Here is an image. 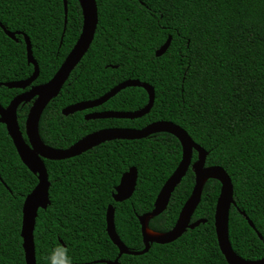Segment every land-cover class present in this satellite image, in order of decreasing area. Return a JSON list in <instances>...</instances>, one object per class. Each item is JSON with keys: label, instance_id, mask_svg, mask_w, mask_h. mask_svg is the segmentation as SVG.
I'll return each mask as SVG.
<instances>
[{"label": "trees", "instance_id": "1", "mask_svg": "<svg viewBox=\"0 0 264 264\" xmlns=\"http://www.w3.org/2000/svg\"><path fill=\"white\" fill-rule=\"evenodd\" d=\"M0 0V85L28 79L23 36L29 40L40 85L55 74L76 42L82 25L77 0ZM93 40L61 90L42 112L38 135L51 149H67L94 131L139 130L165 121L183 129L206 153L205 166H218L233 187L228 217L232 251L246 261L264 258V0H95ZM170 37L166 52H155ZM127 80L153 88L150 112L136 120H84L90 111L67 117L62 109L102 97ZM22 93L0 86V106ZM140 88H127L92 111L135 112L147 104ZM31 103L17 109L24 122ZM193 152V163L196 160ZM181 160L173 136L159 133L137 141H112L64 161H46L49 205L39 210L33 232L35 263L60 264L57 245L72 264H105L118 250L106 234L105 213L114 209L115 232L132 252L144 249L138 218L150 214ZM137 172L132 196L112 199L120 178ZM37 184L20 162L0 125V264H25L20 229L22 204ZM190 169L165 210L147 221L155 233L170 232L191 195ZM220 185L207 180L190 223L205 220L170 244H151L142 255H122L119 264H227L215 238L213 215ZM244 214V216L241 215ZM247 218L253 225L251 229ZM261 237V239L257 236Z\"/></svg>", "mask_w": 264, "mask_h": 264}, {"label": "water", "instance_id": "2", "mask_svg": "<svg viewBox=\"0 0 264 264\" xmlns=\"http://www.w3.org/2000/svg\"><path fill=\"white\" fill-rule=\"evenodd\" d=\"M77 2L79 4L82 16L80 34L52 78L46 83L32 86V83L38 77L39 70L36 62L32 57L29 40L26 36H23V42L26 51V61L28 65H31L33 67V72L31 76L24 81L4 83L0 85L10 90L18 89L23 91L22 93L14 97L6 108H2L0 106V125H3L5 127L6 133L12 142V145L20 162L28 169V171L32 175H35L37 179L36 186L25 197L21 211L22 218L20 238L22 242L21 247L25 264H36L33 240L35 220L38 211L45 210L49 205L48 192L50 184L48 182L47 172L43 163L44 160L64 161L77 157L104 143L112 141H137L159 133H165L177 139L181 147V160L176 170L167 180L161 193L157 197L153 211L150 214L143 215L138 218L144 249L141 252H132L127 250V248L123 245L115 232L114 209L112 208V206H108L105 213V231L111 243L117 248L118 255L112 263L104 261H100L99 263L119 264L118 259L122 255H142L148 251V247L151 244H170L180 238L185 231L193 230L199 225L205 224V220H198L193 223H190V220L199 202V194L201 188L203 184L210 179L218 181L220 185L219 195L214 208L213 227L218 249L225 259L226 263L264 264V258L257 261H246L239 258L232 251L228 240L229 210L231 206L235 205L233 201V187L231 181L222 168L218 166H205L207 153L201 147L196 145L190 139L187 133L177 125L170 122L159 121L151 123L139 130L125 128H109L106 130H98L94 133L85 135L71 147L63 150L51 149L46 147L42 143L38 135L39 118L45 107L54 97L57 96L71 72L85 55L93 40L95 29L97 26V9L95 0H77ZM62 5L65 27L67 22L66 0H62ZM0 29L9 39L16 41L15 35L19 33H10L6 31L1 25ZM170 40V37H168L166 42L155 52V57H160L166 52L169 47ZM127 88H140L145 91L148 101L142 109L135 112H93L90 114H86L84 116V120L90 121L120 119L132 121L140 119L150 112L154 103V91L153 88L148 84L141 83L137 80H127L121 84H118L107 93H105L102 97L96 100L80 102L65 107L64 109H62L61 114L64 117H67L76 112H83L100 107L109 99L115 97L119 92ZM26 89L28 90L25 91ZM28 103H31V105L26 115L23 137L17 124V109L20 105H26ZM193 152L197 155V158L193 163H191ZM189 169L194 175V187L191 191L190 197L186 201L191 204L192 208L184 227L180 231H176V224L180 217L179 214L174 228L168 233L161 234V239L146 238L145 232L149 230L147 228L148 219L160 214L163 210H165L171 194ZM201 179H203L204 182L201 186H198V181ZM136 180L137 172L134 168H130L125 174L121 176L118 186L114 189V193L112 194L113 201L115 203H121L128 200L134 193ZM163 193L165 194L164 201L163 203H159V199L163 195ZM241 215L244 216L243 213H241ZM245 219L249 227L255 231L252 223L247 218ZM257 236L261 239L258 234Z\"/></svg>", "mask_w": 264, "mask_h": 264}, {"label": "bare ground", "instance_id": "3", "mask_svg": "<svg viewBox=\"0 0 264 264\" xmlns=\"http://www.w3.org/2000/svg\"><path fill=\"white\" fill-rule=\"evenodd\" d=\"M76 113H78V112H76ZM203 182H204L203 179L199 180L198 181V186H201ZM164 198H165V194L163 193V195L159 199V203H163ZM191 208L192 207H191V204L189 202H186L183 205V207H182V209L180 211L181 213H180L179 220H178V222L176 224V231H180L184 227V225L186 223V220H187L188 216L190 215ZM145 237L149 238V239H161L162 236H161V234H157V233H154V232H152L150 230H147L145 232Z\"/></svg>", "mask_w": 264, "mask_h": 264}, {"label": "clouds", "instance_id": "4", "mask_svg": "<svg viewBox=\"0 0 264 264\" xmlns=\"http://www.w3.org/2000/svg\"><path fill=\"white\" fill-rule=\"evenodd\" d=\"M53 256H58L60 257V264H72V259L67 253V249L63 247L62 245H57L53 252ZM53 264L55 262L53 261Z\"/></svg>", "mask_w": 264, "mask_h": 264}, {"label": "flooded vegetation", "instance_id": "5", "mask_svg": "<svg viewBox=\"0 0 264 264\" xmlns=\"http://www.w3.org/2000/svg\"><path fill=\"white\" fill-rule=\"evenodd\" d=\"M28 89H26L25 91H27ZM23 92V91H22ZM93 110V109H92ZM91 110V112H86L85 114H84V116L86 115V114H90V113H93V112H95V113H98L97 111H92ZM87 111H90V110H87ZM100 112H102V111H100ZM103 112H105V111H103ZM25 123V122H24ZM101 130H106V129H101ZM94 132H96V131H94ZM94 132H92V133H94ZM197 156V155H196ZM197 158V157H196ZM192 163V162H191Z\"/></svg>", "mask_w": 264, "mask_h": 264}]
</instances>
